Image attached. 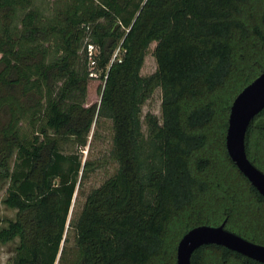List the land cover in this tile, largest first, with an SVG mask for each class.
I'll return each mask as SVG.
<instances>
[{
	"label": "trees",
	"instance_id": "obj_1",
	"mask_svg": "<svg viewBox=\"0 0 264 264\" xmlns=\"http://www.w3.org/2000/svg\"><path fill=\"white\" fill-rule=\"evenodd\" d=\"M55 1L46 21L33 0H0V186L8 180L3 203L16 210L0 243L18 239L12 264H66L68 227L69 264H176L180 238L203 224L264 244V196L225 146L232 101L264 71V0ZM88 44L99 104L85 101ZM156 88L160 117L146 113L144 133L142 106ZM100 117L112 122L117 167L67 224L88 162L61 140L86 146ZM245 151L264 173V109ZM190 262L264 264L217 244Z\"/></svg>",
	"mask_w": 264,
	"mask_h": 264
},
{
	"label": "rangeland",
	"instance_id": "obj_2",
	"mask_svg": "<svg viewBox=\"0 0 264 264\" xmlns=\"http://www.w3.org/2000/svg\"><path fill=\"white\" fill-rule=\"evenodd\" d=\"M55 0H33V8L38 12L41 19L46 21L53 16L56 5ZM24 10H17L14 20V25H17L20 17L23 15ZM45 21V22H46ZM81 52V49L79 50ZM1 56V54H0ZM77 60V69L84 70L82 60ZM155 69V61L151 55H147L145 59V73H151ZM97 73V72H96ZM102 91V80L97 77L88 79V85L86 88L85 101L88 104H99L100 95ZM161 91L160 88H156L151 96L144 102L141 112V120L143 121L144 115L148 112L155 114L158 118L161 113ZM0 119L3 122L4 116L0 113ZM143 132L146 133V126L142 123ZM112 122L110 119L100 117L97 121H94L88 135V141L86 146H78L72 137L62 138L61 147L64 152H76L81 156L82 162L87 161V171L82 176L79 185L73 195L72 204L67 217V224L70 218H76L83 207L86 195L94 188L98 187L107 177H109L116 169L117 164L111 158L110 150L112 148ZM14 155L10 157L9 166L13 165ZM8 185V180H4L0 186V227L6 225V221L15 218L16 210L7 207L3 203L5 197V190ZM68 227V226H67ZM67 235V241L65 242L66 252V264H69L72 258V251L75 245V232L73 228H67L65 231ZM18 244V239L11 242L1 244L0 243V264H12V257L15 254V248Z\"/></svg>",
	"mask_w": 264,
	"mask_h": 264
},
{
	"label": "water",
	"instance_id": "obj_3",
	"mask_svg": "<svg viewBox=\"0 0 264 264\" xmlns=\"http://www.w3.org/2000/svg\"><path fill=\"white\" fill-rule=\"evenodd\" d=\"M264 109V71L248 83L230 106L225 136L226 151L248 181L264 196V173L247 157L245 134L250 121ZM205 244H217L264 263V244H259L229 231L224 223L197 225L180 238L176 264H191L193 251Z\"/></svg>",
	"mask_w": 264,
	"mask_h": 264
},
{
	"label": "built area",
	"instance_id": "obj_4",
	"mask_svg": "<svg viewBox=\"0 0 264 264\" xmlns=\"http://www.w3.org/2000/svg\"><path fill=\"white\" fill-rule=\"evenodd\" d=\"M118 50H116L113 54V57L117 55ZM96 54V48L92 44L87 45V55L89 58V64H90V73L89 75L91 77H97V73L94 71L95 67V61H94V55Z\"/></svg>",
	"mask_w": 264,
	"mask_h": 264
}]
</instances>
